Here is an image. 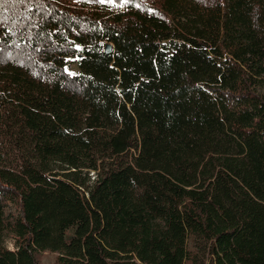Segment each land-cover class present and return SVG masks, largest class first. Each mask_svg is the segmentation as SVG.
<instances>
[{
    "label": "trees",
    "instance_id": "obj_1",
    "mask_svg": "<svg viewBox=\"0 0 264 264\" xmlns=\"http://www.w3.org/2000/svg\"><path fill=\"white\" fill-rule=\"evenodd\" d=\"M45 250L264 264V0H0V264Z\"/></svg>",
    "mask_w": 264,
    "mask_h": 264
},
{
    "label": "rangeland",
    "instance_id": "obj_2",
    "mask_svg": "<svg viewBox=\"0 0 264 264\" xmlns=\"http://www.w3.org/2000/svg\"><path fill=\"white\" fill-rule=\"evenodd\" d=\"M5 243L8 244L10 247L14 246V241L10 236L5 237ZM57 256V252H53L50 250L40 251L39 252V259L47 264H52Z\"/></svg>",
    "mask_w": 264,
    "mask_h": 264
},
{
    "label": "water",
    "instance_id": "obj_3",
    "mask_svg": "<svg viewBox=\"0 0 264 264\" xmlns=\"http://www.w3.org/2000/svg\"><path fill=\"white\" fill-rule=\"evenodd\" d=\"M112 50V43H110V42H108L107 44H106V51H111Z\"/></svg>",
    "mask_w": 264,
    "mask_h": 264
},
{
    "label": "snow or ice",
    "instance_id": "obj_4",
    "mask_svg": "<svg viewBox=\"0 0 264 264\" xmlns=\"http://www.w3.org/2000/svg\"><path fill=\"white\" fill-rule=\"evenodd\" d=\"M99 2L100 3H104L105 2V0H99ZM138 7H139V5H137Z\"/></svg>",
    "mask_w": 264,
    "mask_h": 264
}]
</instances>
